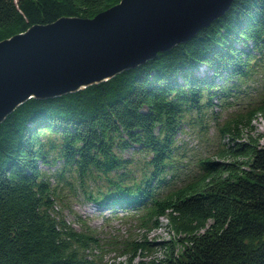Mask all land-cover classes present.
I'll return each instance as SVG.
<instances>
[{
    "label": "trees",
    "instance_id": "1",
    "mask_svg": "<svg viewBox=\"0 0 264 264\" xmlns=\"http://www.w3.org/2000/svg\"><path fill=\"white\" fill-rule=\"evenodd\" d=\"M118 1L0 0V40ZM263 50L264 0H232L186 41L133 68L13 109L0 122V264L91 263L94 231L64 221L50 177L109 212L143 211L146 230L165 218L171 237L156 242L161 255H140L153 243L143 236L127 242L124 264H264V136L249 134L256 114L264 117V95L219 129L226 148L196 171L176 144L182 124L243 100Z\"/></svg>",
    "mask_w": 264,
    "mask_h": 264
},
{
    "label": "water",
    "instance_id": "2",
    "mask_svg": "<svg viewBox=\"0 0 264 264\" xmlns=\"http://www.w3.org/2000/svg\"><path fill=\"white\" fill-rule=\"evenodd\" d=\"M232 0H119L0 40V122L29 98L75 92L184 42Z\"/></svg>",
    "mask_w": 264,
    "mask_h": 264
},
{
    "label": "rangeland",
    "instance_id": "3",
    "mask_svg": "<svg viewBox=\"0 0 264 264\" xmlns=\"http://www.w3.org/2000/svg\"><path fill=\"white\" fill-rule=\"evenodd\" d=\"M260 55L255 57L254 73L246 82L248 88L243 91L248 94L242 96L243 100H239L237 103L234 102L235 100H231L227 105L220 102V105L216 104L210 112H207V117L204 116L201 124L196 125L192 122V124L181 125V129L176 134V144L183 151L179 149L177 153L182 152L183 161L187 162L186 168L196 171L199 159L216 158V153L226 148V138L221 136L219 129L226 122L232 120L237 113H240L244 102L256 101L260 95H264V50ZM251 125L252 130L249 132L251 136H264V117L256 114L251 120ZM129 155V150L122 151V156ZM55 165L52 168L40 165V168L45 171L49 170L47 172L51 173L52 169L56 167ZM50 180L53 183L52 186H56L55 193H57L58 199L55 202V209L60 211L64 221L76 229L88 226L94 231L97 239L96 246L85 250L86 259H90V264H124L128 256L125 252L128 246L127 242L138 241L143 236L147 241L153 243L148 251H144L140 255L145 256V259L161 255L156 242L171 237L163 216L157 218V227L146 230L142 227L143 219H145L143 211L139 210L135 215L132 214L133 212L128 214L121 211L112 213L105 207H98L89 201L82 200L81 192L77 188L72 190L64 183L56 184V180L52 177ZM73 185L69 184L71 187ZM99 185L101 183H98ZM147 224L149 225V223ZM140 255L133 260L140 259Z\"/></svg>",
    "mask_w": 264,
    "mask_h": 264
}]
</instances>
